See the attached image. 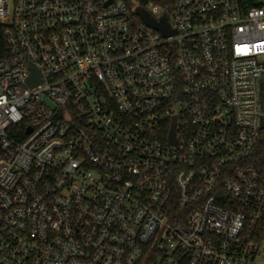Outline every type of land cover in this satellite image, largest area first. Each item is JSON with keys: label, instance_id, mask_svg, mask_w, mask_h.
Listing matches in <instances>:
<instances>
[{"label": "built area", "instance_id": "2783aa9c", "mask_svg": "<svg viewBox=\"0 0 264 264\" xmlns=\"http://www.w3.org/2000/svg\"><path fill=\"white\" fill-rule=\"evenodd\" d=\"M0 23V264H264V0H0Z\"/></svg>", "mask_w": 264, "mask_h": 264}, {"label": "trees", "instance_id": "16d2710c", "mask_svg": "<svg viewBox=\"0 0 264 264\" xmlns=\"http://www.w3.org/2000/svg\"><path fill=\"white\" fill-rule=\"evenodd\" d=\"M7 57V44L5 39V27L0 23V59ZM253 164L256 166H264V128L261 134V140L257 150L254 153ZM264 237V231L262 232Z\"/></svg>", "mask_w": 264, "mask_h": 264}, {"label": "water", "instance_id": "95a60500", "mask_svg": "<svg viewBox=\"0 0 264 264\" xmlns=\"http://www.w3.org/2000/svg\"><path fill=\"white\" fill-rule=\"evenodd\" d=\"M138 12H139V14L145 19V21L147 22V24L148 25H150L151 27H153V28H155V29H157V30H161V31H163V33H165V34H168V30H167V26H166V23H162V24H160V23H155L150 17H149V15L147 14V13H145L144 12V10H142V9H139L138 10ZM38 73H37V71H35L34 70V75H37ZM29 82L31 83V84H33V83H35V82H37L35 79H31V80H29ZM172 140H174V133L172 132Z\"/></svg>", "mask_w": 264, "mask_h": 264}, {"label": "rangeland", "instance_id": "374dc122", "mask_svg": "<svg viewBox=\"0 0 264 264\" xmlns=\"http://www.w3.org/2000/svg\"><path fill=\"white\" fill-rule=\"evenodd\" d=\"M263 259H264V256H263Z\"/></svg>", "mask_w": 264, "mask_h": 264}]
</instances>
